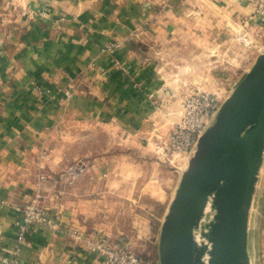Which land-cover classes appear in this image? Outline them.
<instances>
[{
  "label": "crops",
  "instance_id": "obj_1",
  "mask_svg": "<svg viewBox=\"0 0 264 264\" xmlns=\"http://www.w3.org/2000/svg\"><path fill=\"white\" fill-rule=\"evenodd\" d=\"M196 2L0 0V264L36 192L52 228L34 229L18 264H99V237L131 244L138 192L170 194V179L140 187L139 160L170 121L156 58L177 25L164 19ZM261 170L264 209V157Z\"/></svg>",
  "mask_w": 264,
  "mask_h": 264
},
{
  "label": "water",
  "instance_id": "obj_2",
  "mask_svg": "<svg viewBox=\"0 0 264 264\" xmlns=\"http://www.w3.org/2000/svg\"><path fill=\"white\" fill-rule=\"evenodd\" d=\"M263 157L264 48L188 157L160 226L159 264H251L248 227ZM204 215L200 236L209 248L196 240Z\"/></svg>",
  "mask_w": 264,
  "mask_h": 264
},
{
  "label": "rangeland",
  "instance_id": "obj_3",
  "mask_svg": "<svg viewBox=\"0 0 264 264\" xmlns=\"http://www.w3.org/2000/svg\"><path fill=\"white\" fill-rule=\"evenodd\" d=\"M189 9L184 14L164 19L177 25L170 33L167 46L158 48L156 58L163 67L162 82L171 97L170 121L160 130L155 128L152 154L139 160V168L144 174L140 187L150 185L152 181L162 186V179H170V194L164 197L162 193L159 196L144 191L141 196L138 192L134 199L139 201H134V210L130 212L134 227L132 237L128 239L129 247L146 264H159L160 226L178 181L176 174L188 164V157L170 155L162 148L181 115L182 101L188 95L199 93H209L224 101L264 48V0H197L195 7ZM186 24L188 26L184 27ZM263 210L258 203L251 207V264H264ZM206 213L211 215L210 210ZM205 217L196 236L200 237Z\"/></svg>",
  "mask_w": 264,
  "mask_h": 264
},
{
  "label": "built area",
  "instance_id": "obj_4",
  "mask_svg": "<svg viewBox=\"0 0 264 264\" xmlns=\"http://www.w3.org/2000/svg\"><path fill=\"white\" fill-rule=\"evenodd\" d=\"M117 47L119 42L109 41L105 44L104 50L111 53ZM66 96H69L68 92ZM221 102L209 93L186 96L181 103L180 120L162 143L163 151L170 155L179 154L182 157H189ZM42 178L40 176V179ZM39 199L40 195L36 192L23 205L16 207L20 216L14 221L15 238L9 249L11 260L3 258L4 264H18L21 247L28 242L30 234L37 226L52 228L47 209L39 204ZM89 248L99 255V264H146L130 249L125 239L113 242L101 236L97 242L90 244Z\"/></svg>",
  "mask_w": 264,
  "mask_h": 264
},
{
  "label": "bare ground",
  "instance_id": "obj_5",
  "mask_svg": "<svg viewBox=\"0 0 264 264\" xmlns=\"http://www.w3.org/2000/svg\"><path fill=\"white\" fill-rule=\"evenodd\" d=\"M209 210H210V205L208 203L206 208H205V212H209ZM196 240H197L198 243L201 242L202 243L201 245H206L209 248L210 244L207 243L201 236L199 237V235H197L196 236ZM206 259H207V257H206V253H205L203 258H202V260H206Z\"/></svg>",
  "mask_w": 264,
  "mask_h": 264
}]
</instances>
